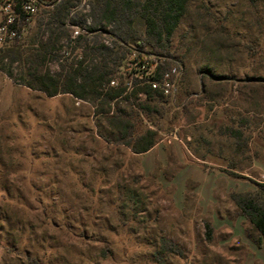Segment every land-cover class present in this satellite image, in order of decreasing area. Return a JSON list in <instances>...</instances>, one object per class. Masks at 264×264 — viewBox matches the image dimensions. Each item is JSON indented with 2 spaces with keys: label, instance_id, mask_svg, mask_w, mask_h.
Here are the masks:
<instances>
[{
  "label": "rangeland",
  "instance_id": "1",
  "mask_svg": "<svg viewBox=\"0 0 264 264\" xmlns=\"http://www.w3.org/2000/svg\"><path fill=\"white\" fill-rule=\"evenodd\" d=\"M170 50L183 69L175 107L144 159L104 139L98 103L47 96L0 69V264H159L161 236L183 250L162 264H264L235 198L264 204V0H189ZM136 61L157 65L128 57L114 85L128 94L144 81ZM147 128L137 117L136 133Z\"/></svg>",
  "mask_w": 264,
  "mask_h": 264
},
{
  "label": "trees",
  "instance_id": "2",
  "mask_svg": "<svg viewBox=\"0 0 264 264\" xmlns=\"http://www.w3.org/2000/svg\"><path fill=\"white\" fill-rule=\"evenodd\" d=\"M188 4L189 0H52L37 13V28L30 39L22 41L21 35L0 49V69L14 81L47 96L70 94L98 103L97 112L105 114L107 125L104 139L128 147L133 154L146 153L161 141L157 130L175 107L174 97L154 89L146 80H133L129 94L124 83L112 86L111 82L121 78L120 67L133 54L155 58L157 65L150 80L161 82L175 63L171 39ZM77 28L85 32L75 36ZM52 63L58 70H51ZM15 64L19 69L16 74L12 70ZM202 72L213 77L209 68ZM218 79L225 81L227 77ZM208 100L213 101V96ZM122 101L128 109L120 107ZM141 115L153 128L136 133V118ZM235 198L264 240V204L246 195ZM205 227L210 239L211 226L206 223ZM164 254L181 257L183 250L161 236L155 261L162 264Z\"/></svg>",
  "mask_w": 264,
  "mask_h": 264
},
{
  "label": "built area",
  "instance_id": "3",
  "mask_svg": "<svg viewBox=\"0 0 264 264\" xmlns=\"http://www.w3.org/2000/svg\"><path fill=\"white\" fill-rule=\"evenodd\" d=\"M52 0H0V48L12 44L17 37L24 35L30 19L36 15L41 7L48 6ZM84 33V29H75L74 35ZM143 70L142 79L151 84L154 89H160L165 95L170 96L176 92L178 78L182 73V67L175 66L163 74L161 82L150 80L149 62H137ZM116 84L115 80L111 85Z\"/></svg>",
  "mask_w": 264,
  "mask_h": 264
},
{
  "label": "crops",
  "instance_id": "4",
  "mask_svg": "<svg viewBox=\"0 0 264 264\" xmlns=\"http://www.w3.org/2000/svg\"><path fill=\"white\" fill-rule=\"evenodd\" d=\"M160 146V144L158 143L156 146H154L151 150H149L146 153L141 154L142 159H144L146 156H149L152 152H154L156 150V148H158ZM203 161V160H200ZM143 164V162H142Z\"/></svg>",
  "mask_w": 264,
  "mask_h": 264
}]
</instances>
